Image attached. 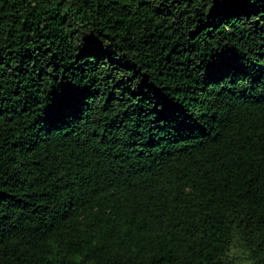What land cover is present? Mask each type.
Here are the masks:
<instances>
[{"label": "trees", "instance_id": "16d2710c", "mask_svg": "<svg viewBox=\"0 0 264 264\" xmlns=\"http://www.w3.org/2000/svg\"><path fill=\"white\" fill-rule=\"evenodd\" d=\"M0 264H264V0H0Z\"/></svg>", "mask_w": 264, "mask_h": 264}]
</instances>
